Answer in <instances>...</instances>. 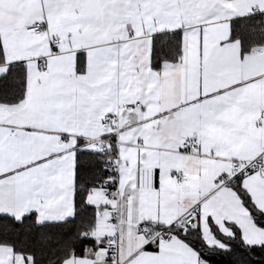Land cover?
Wrapping results in <instances>:
<instances>
[{"label": "snow or ice", "instance_id": "snow-or-ice-1", "mask_svg": "<svg viewBox=\"0 0 264 264\" xmlns=\"http://www.w3.org/2000/svg\"><path fill=\"white\" fill-rule=\"evenodd\" d=\"M0 264H264V0H0Z\"/></svg>", "mask_w": 264, "mask_h": 264}]
</instances>
